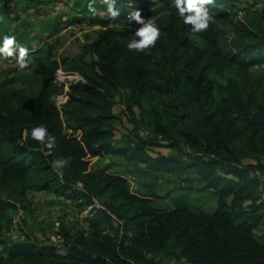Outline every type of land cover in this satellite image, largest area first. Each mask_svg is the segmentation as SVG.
I'll list each match as a JSON object with an SVG mask.
<instances>
[{"label":"trees","instance_id":"16d2710c","mask_svg":"<svg viewBox=\"0 0 264 264\" xmlns=\"http://www.w3.org/2000/svg\"><path fill=\"white\" fill-rule=\"evenodd\" d=\"M234 1L212 0L208 28L193 33L174 0H116L117 16L108 0H74L107 26L85 45L93 58L59 60L48 48L27 46L23 59L35 66L24 85L0 84V264H160L156 254L194 264H264V237L256 232L264 223V79L251 75L264 64V34L240 22L225 38L230 13L222 7ZM136 10L160 28L155 45L142 51L126 47L141 27L129 19ZM12 25L0 10V40L16 33ZM61 67L84 79L69 85L63 110ZM224 72L228 81L217 89L211 74ZM122 90L133 124L128 144L114 134ZM40 125L54 139L51 148L30 135ZM154 147L175 153L153 155ZM108 154L126 167H92V158ZM56 159L64 163L56 167ZM142 169L155 176L195 171L217 207L196 208L185 198L156 205L159 195L133 193L124 176ZM30 190L61 196L87 215L73 226L60 223L58 242L5 237L13 212L29 207Z\"/></svg>","mask_w":264,"mask_h":264},{"label":"rangeland","instance_id":"374dc122","mask_svg":"<svg viewBox=\"0 0 264 264\" xmlns=\"http://www.w3.org/2000/svg\"><path fill=\"white\" fill-rule=\"evenodd\" d=\"M230 13V17L223 23L226 30L225 38L231 40L235 35L236 25L240 22L245 27L254 28L255 31L264 34V0H236L224 5ZM0 10L16 27L14 48L33 47L36 50L41 47L48 48L59 60L91 59L93 54L86 51L85 45L95 40L97 32L106 29L107 26L96 22L94 14L83 13L76 7L74 0H0ZM99 17H105L107 13L98 11ZM198 46H205L204 40L193 37ZM27 51H29L27 49ZM18 52L11 56L0 55V84L4 88L18 89L23 80L32 72L35 61L28 58L24 68L19 67L20 59ZM251 75L264 79V64L251 69ZM81 71H67L61 67L57 70L58 79L64 83V89L57 96V105L63 110L68 101L69 85L84 81ZM229 72L212 73L217 89L228 81ZM126 90H122L116 97V105L113 112L120 116L121 120L116 123L114 130L117 144H128L132 138L133 124L130 120L129 111L126 108ZM146 105L152 103L145 100ZM153 155L158 151L165 154L175 153L170 148L154 147L149 150ZM114 161L111 168L123 170L124 159L105 155L92 158V167L101 169ZM251 160H246L250 162ZM112 163V162H111ZM144 169L129 179L131 190L138 195L155 193L154 197L158 206L171 208L176 205L179 198L188 199L193 207L214 210L217 207V198L210 191L202 189L195 171H161L160 175H145ZM29 207L13 212L14 221L11 225H5L2 234L7 238L23 239L26 234H33L40 240L51 243L58 242L60 223L73 226L79 217H84L87 212L80 214L78 208L69 200L56 196L47 191H28ZM264 237V223L256 231ZM1 249V247H0ZM154 259L160 264H187L162 254L154 255ZM189 264V263H188Z\"/></svg>","mask_w":264,"mask_h":264},{"label":"clouds","instance_id":"9594fccd","mask_svg":"<svg viewBox=\"0 0 264 264\" xmlns=\"http://www.w3.org/2000/svg\"><path fill=\"white\" fill-rule=\"evenodd\" d=\"M116 0H108L107 9L108 12L117 16L119 14L118 9L114 6ZM212 3V0H174V7L177 9L178 16L182 19V22L186 25H191V31L193 33L201 32L208 28L209 15L208 10L205 7L207 4ZM90 7H93L90 5ZM93 10H95L93 8ZM130 20L136 21L141 25L134 35L129 40L126 47L129 50L142 51L147 49L150 45H155L158 37L160 36V28L152 18L145 19L141 16L139 10L133 11L129 15ZM14 36H4L0 40V55L11 56L14 52H18L20 59L19 67L24 68L27 61L23 59L27 53L25 48H14L15 45ZM47 128L43 125L31 128L30 135L33 139L45 143V146L51 148L54 145V139L51 135H47ZM56 167H59L64 163L61 159H56L52 162Z\"/></svg>","mask_w":264,"mask_h":264},{"label":"crops","instance_id":"0c3cea01","mask_svg":"<svg viewBox=\"0 0 264 264\" xmlns=\"http://www.w3.org/2000/svg\"><path fill=\"white\" fill-rule=\"evenodd\" d=\"M108 155L113 156L112 154H108ZM189 171H191V170H189ZM160 174H162L161 171H159V172L156 173V175H160ZM145 175H150V174H145ZM124 176H125V177H129V179H131L134 175L131 174V173H130V174L127 173V174H125ZM261 226H262V225H261ZM261 226H260V227H261ZM182 261H183V262H186V261H184V260H182ZM186 263L188 264L189 262H186ZM189 264H194V263H189Z\"/></svg>","mask_w":264,"mask_h":264}]
</instances>
